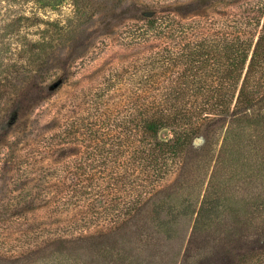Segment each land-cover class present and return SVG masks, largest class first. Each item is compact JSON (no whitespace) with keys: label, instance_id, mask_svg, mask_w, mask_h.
Here are the masks:
<instances>
[{"label":"rangeland","instance_id":"obj_1","mask_svg":"<svg viewBox=\"0 0 264 264\" xmlns=\"http://www.w3.org/2000/svg\"><path fill=\"white\" fill-rule=\"evenodd\" d=\"M243 1L0 0V80L17 78L0 103V264H264V149L248 162L229 161L237 139L264 147V97L214 121L168 184L118 228H72L87 233L36 253L39 223L49 230L63 218H47L44 203H20L24 192L12 183L16 157L71 116V92L125 58L117 46L124 26L164 13L229 18ZM44 36L48 44L33 57ZM53 164L45 155L40 165ZM26 181L21 188L33 191L34 177Z\"/></svg>","mask_w":264,"mask_h":264},{"label":"trees","instance_id":"obj_2","mask_svg":"<svg viewBox=\"0 0 264 264\" xmlns=\"http://www.w3.org/2000/svg\"><path fill=\"white\" fill-rule=\"evenodd\" d=\"M235 10L224 19L164 13L124 26L117 46L125 58L71 92L62 127L15 159L12 183L24 192L18 201L44 203L47 218H63L49 230L39 223L34 252L87 233L72 228L124 224L168 184L214 121L264 97V0H245ZM48 39L32 44L33 57ZM15 77L0 80L1 104ZM262 144L257 138L246 148L237 139L229 161L248 162ZM45 155L54 159L47 168L40 165ZM32 176L34 190L26 193L21 184Z\"/></svg>","mask_w":264,"mask_h":264}]
</instances>
